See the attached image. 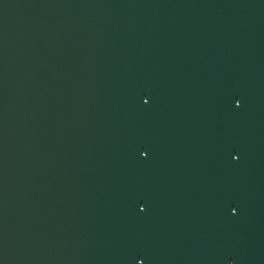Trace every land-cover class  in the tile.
<instances>
[{
	"label": "water",
	"instance_id": "water-1",
	"mask_svg": "<svg viewBox=\"0 0 264 264\" xmlns=\"http://www.w3.org/2000/svg\"><path fill=\"white\" fill-rule=\"evenodd\" d=\"M0 264H264V0H0Z\"/></svg>",
	"mask_w": 264,
	"mask_h": 264
}]
</instances>
